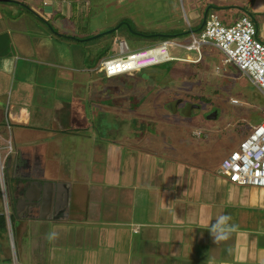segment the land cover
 Listing matches in <instances>:
<instances>
[{"label": "crops", "instance_id": "obj_1", "mask_svg": "<svg viewBox=\"0 0 264 264\" xmlns=\"http://www.w3.org/2000/svg\"><path fill=\"white\" fill-rule=\"evenodd\" d=\"M25 1L0 0V139L6 145L5 123L13 135V150H6L2 159L11 185L40 172L43 178L36 179L53 184V193L63 186V201L56 203L53 197L38 215L30 216L20 196L10 234L13 248L10 252L7 242V253L0 249V261L13 257L12 264H264V188L227 181L219 164L208 161L209 148L181 155L176 148L169 152L173 142L168 141L161 154L153 153L164 146L153 136L154 126L162 123L145 118V123H121L120 108H114L118 103L105 98L106 80L136 72L116 77L105 73V61L127 54V38L92 45L118 30L91 33L78 17L81 9L77 21H65L71 17L58 10L35 14ZM182 2L192 9L198 25H184L178 16L175 23L168 20L177 36L198 31L204 15L210 14L220 16L224 25L247 17L257 35L259 26L264 27V0ZM111 43L124 55H109ZM202 49L220 54L222 64L235 66L249 80L210 41L200 45L195 65L203 60ZM193 78L199 79L197 74ZM150 79H145L150 87L144 97L134 104L154 117L153 109L164 101L163 87H152ZM110 117L113 123H107ZM90 138L96 150L84 154ZM192 142L198 144L199 139ZM221 216L230 217L227 225L235 229L214 243L209 231ZM4 234L7 239L5 227L0 228Z\"/></svg>", "mask_w": 264, "mask_h": 264}, {"label": "rangeland", "instance_id": "obj_2", "mask_svg": "<svg viewBox=\"0 0 264 264\" xmlns=\"http://www.w3.org/2000/svg\"><path fill=\"white\" fill-rule=\"evenodd\" d=\"M47 5L43 6V0H26L24 4H31L35 14L43 15L45 12L58 10L70 19L65 21H77V11L82 23L88 26L91 33H103L116 28L114 36L106 35L93 40L92 45L97 41H111L113 37L125 40L131 48L135 45L152 44V38L136 37L137 33L144 35L151 34H172L177 31L167 25L168 20L178 16L185 24L192 25L196 29L197 20L193 17L192 10L182 0H46ZM183 7V8H182ZM200 12V10H199ZM175 16V17H173ZM220 17V16H219ZM222 18V16H221ZM60 17H56L59 20ZM199 23L201 22L198 16ZM55 26L58 27V24ZM179 26V23L177 24ZM186 31H189L188 29ZM99 32V33H98ZM200 31H194L199 37ZM258 38L264 43V27L258 28ZM192 33L157 38L152 46L161 43V39L179 43V46H167L168 54L175 59L167 64L136 71L130 76H119L105 82L106 101H114L120 108L121 123H145L147 119L151 123H162L154 126L153 136H158V141L164 146H157V154H161L166 143L173 142L169 152L176 148L181 155L193 154V151H206L208 161L218 163L229 154L237 150L240 142L247 136L248 128L258 124L264 118V99L257 95V91L249 80L230 64L220 62V54H205L200 64L195 65L194 60L198 56L195 49L187 50L185 46L190 44ZM109 55L123 56L119 53L117 44H110ZM194 68L196 71L194 72ZM217 68L220 73H216ZM145 74V75H144ZM147 74V75H146ZM197 74L199 79H194ZM160 75H163L160 81ZM152 87H163V103L157 104L152 112L153 116L138 111L134 101L138 104L144 97L145 88L148 83ZM158 78V79H156ZM225 82V83H224ZM145 84V85H143ZM220 86V92H217ZM236 101L232 104L231 101ZM148 116V117H147ZM158 116H162L161 119ZM152 117V118H151ZM107 123H113L112 117ZM166 123V124H165ZM151 130V128H150ZM135 126L133 127V132ZM2 134V133H1ZM107 135V134H106ZM199 139V143L192 142ZM179 142V143H178ZM91 138L85 146L84 154H89L95 145ZM181 143V144H180ZM4 141L0 139V157L4 158L6 149ZM132 145L142 146L141 144ZM182 145V147L180 146ZM106 141L104 142V149ZM189 163L195 165L191 160ZM55 171L58 168L55 165ZM10 231H6L7 239L0 235V249L7 253V242L10 252L12 251ZM13 233V231H12ZM13 257L2 259L0 264H12Z\"/></svg>", "mask_w": 264, "mask_h": 264}, {"label": "built area", "instance_id": "obj_3", "mask_svg": "<svg viewBox=\"0 0 264 264\" xmlns=\"http://www.w3.org/2000/svg\"><path fill=\"white\" fill-rule=\"evenodd\" d=\"M206 41L212 42L223 50L228 60L233 61L264 96V44L257 37L256 27L250 19L242 17L226 26L217 15L210 14L205 20L201 36L196 37L192 34L191 42L185 46V49L198 50L200 45ZM168 45L179 46L176 42L165 41L153 49L129 52L124 57L107 60L104 63L105 73L111 77L169 61L172 57L168 54ZM193 45L196 47L192 48ZM124 50H127L126 44ZM232 102L236 103L234 100ZM5 126L8 130L5 148L9 154L13 150V135L10 125L5 123ZM246 137L240 142L237 150L230 152L222 159L219 164V173L236 185L264 188V120L254 125ZM4 182V160L0 157L2 211L6 219L7 230L12 232L11 212Z\"/></svg>", "mask_w": 264, "mask_h": 264}, {"label": "water", "instance_id": "obj_4", "mask_svg": "<svg viewBox=\"0 0 264 264\" xmlns=\"http://www.w3.org/2000/svg\"><path fill=\"white\" fill-rule=\"evenodd\" d=\"M206 15H204L203 21L201 23V26L199 27L198 31H200L203 28V25L206 20ZM115 29L108 30L101 35H106L109 33H112ZM138 34V33H137ZM156 36V35H151ZM168 36V35H165ZM32 166V162H30V167ZM40 172L34 173L33 175L30 173L27 178L25 179H19L14 185H11L9 182H7V188L13 187L15 189V195H18L20 197V194L25 199V203L27 204L28 212L33 214L32 216L38 215L39 212L42 211V209L47 206L50 202H52L53 197L55 198V202L57 203L60 200L63 201V196L59 194V192H62L63 186L59 185L55 193L52 192V186L49 181L44 183V185L40 186V190L36 192L35 196L30 197L28 195L29 188L35 186V183L33 184V179L35 176H41L39 175ZM14 223V222H13ZM12 223V226H13ZM11 227V222H10Z\"/></svg>", "mask_w": 264, "mask_h": 264}, {"label": "clouds", "instance_id": "obj_5", "mask_svg": "<svg viewBox=\"0 0 264 264\" xmlns=\"http://www.w3.org/2000/svg\"><path fill=\"white\" fill-rule=\"evenodd\" d=\"M207 19V18H206ZM252 21V20H251ZM253 22V21H252ZM254 23V22H253ZM204 26V25H203ZM227 26V25H226ZM254 26L256 27L255 23H254ZM257 31V30H256ZM194 33V32H193ZM192 33V34H193ZM138 36H142L143 34H136ZM147 37H144V38H152L151 36L149 35H146ZM168 36L170 37H176L177 35H173V34H168ZM192 36V35H191ZM258 37V36H257ZM168 41V40H166ZM165 42V41H163ZM161 42V43H163ZM191 42V41H190ZM262 42V41H261ZM160 43V44H161ZM263 43V42H262ZM125 44L127 45V52L126 53H129V52H137V51H141V50H146V49H153V48H156L158 47L160 44L156 45V46H150V47H147V48H131L129 49V46L127 44V42H125ZM264 44V43H263ZM155 45V44H153ZM170 56V55H169ZM124 57V56H123ZM171 57V56H170ZM173 60H179V61H183V59H175L172 57L171 60L169 61H165V62H162V63H159V64H155V65H151V66H148V67H143V68H139V69H135V70H132L130 72H134V71H138V70H143V69H146V68H151V67H157V66H161L162 64H167L168 62H172ZM126 73V72H125ZM125 73H121V74H117V75H114V76H111V77H116V76H119V75H122V74H125ZM110 77V76H108ZM5 162L4 161V174H5V182H4V186H5V190L7 189V181H6V172H5ZM228 181V180H227ZM232 183V182H231ZM0 191H1V188H0ZM2 211V210H1ZM2 215L4 217V222H5V229L7 231V225H6V219H5V216L3 214V211H2ZM11 215H13V211H11L10 213V222H11V231H13V226H12V219H11ZM230 219V217L228 216H221L217 221L216 223L210 228V231H209V235L210 237L212 238L213 242H219L221 240H225L228 238L229 234L231 231H233L235 229V226H231L229 227L227 225V221Z\"/></svg>", "mask_w": 264, "mask_h": 264}, {"label": "flooded vegetation", "instance_id": "obj_6", "mask_svg": "<svg viewBox=\"0 0 264 264\" xmlns=\"http://www.w3.org/2000/svg\"><path fill=\"white\" fill-rule=\"evenodd\" d=\"M207 18V17H206ZM5 172H6V178H7V165H5ZM30 174V173H29ZM28 174V175H29ZM32 174V173H31ZM33 175V174H32ZM28 177V176H27ZM26 177V178H27ZM34 178H37V177H34ZM40 178L42 179L43 177L42 176H40ZM22 179H25V178H22ZM6 181H7V179H6ZM40 182V183H39ZM47 181H40L39 179H33V184L35 183V186H33V187H30L28 190H29V193H28V195L30 196V197H32V196H35V194H30V192L32 191V190H36L37 188H39L41 185L43 186L44 185V183H46ZM20 196L21 197H23L21 194H20ZM6 197H7V199H8V203H9V206H10V212L11 211H13V215H11V219H12V221L14 222V218H16L17 216H16V213L18 212V205H17V201H18V199H20V197L18 196V195H15V189L13 188V187H11V188H7L6 189ZM14 209H17V210H15L14 211ZM29 214H30V216H32L33 214H31L30 212H29ZM0 215H2V211H0Z\"/></svg>", "mask_w": 264, "mask_h": 264}, {"label": "trees", "instance_id": "obj_7", "mask_svg": "<svg viewBox=\"0 0 264 264\" xmlns=\"http://www.w3.org/2000/svg\"><path fill=\"white\" fill-rule=\"evenodd\" d=\"M184 32V31H183ZM173 35H177V33H172ZM91 36V35H90ZM134 36H136V37H140V36H138V35H134ZM140 38H143V39H145L144 37H140ZM159 39H157V38H155V39H153L152 38V44H150V45H153L154 44V42L155 41H158ZM169 63V62H168ZM264 120V118L263 119H261L260 121H258L259 123L261 122V121H263ZM252 129V128H251ZM2 210V203H1V191H0V211ZM0 223H1V225H0V228L2 229V228H4L5 227V222H4V217H3V215H0Z\"/></svg>", "mask_w": 264, "mask_h": 264}, {"label": "bare ground", "instance_id": "obj_8", "mask_svg": "<svg viewBox=\"0 0 264 264\" xmlns=\"http://www.w3.org/2000/svg\"><path fill=\"white\" fill-rule=\"evenodd\" d=\"M215 15H217V14H215ZM199 35L201 36V33H199ZM179 44V43H178ZM194 47H196V45H193V47L192 48H194ZM247 137H245L243 140H245ZM242 140V141H243Z\"/></svg>", "mask_w": 264, "mask_h": 264}]
</instances>
